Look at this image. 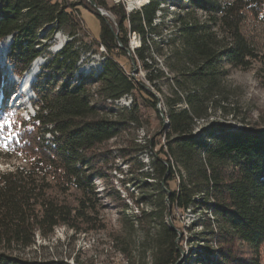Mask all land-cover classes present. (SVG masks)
Returning <instances> with one entry per match:
<instances>
[{
	"label": "trees",
	"instance_id": "obj_1",
	"mask_svg": "<svg viewBox=\"0 0 264 264\" xmlns=\"http://www.w3.org/2000/svg\"><path fill=\"white\" fill-rule=\"evenodd\" d=\"M183 2L174 19V36L168 40L177 63L174 70L181 79L164 97L165 108L160 110L161 119L167 120L159 133L164 143L152 152L155 136L143 143L133 138L118 148V156L127 160L128 171L135 176L132 183L139 182L135 204L142 207L136 218L142 224L158 218L151 264L178 263L177 229L170 221L173 207L200 215L191 230L201 229L192 233L191 241L195 247L202 242L208 248L198 253L204 264H262L264 126L232 127L217 121L198 126L197 121L206 118L229 66H246L251 61L264 66V55L241 30L245 12L264 17V0ZM77 4V0H0V41L11 39L7 57L16 74L20 77L35 59L49 54L33 87V114L13 121L17 138L8 148L22 155L24 164L0 173V264H69L19 253L35 244L36 234L47 237L58 225H95L93 214L101 199L95 180L107 185L106 196L114 203L126 205L108 181L111 151L104 149V143L142 128L144 105L138 96L158 111L154 93L128 75L114 55L127 56L147 70V35L156 32L159 24L154 21L163 1L148 0L131 12L118 1L108 7L113 21L88 3L100 18L98 43L106 54L98 70L90 69L74 79L79 60L78 20L73 11ZM190 8L205 13L206 20L189 17ZM40 31L45 32L43 37ZM58 31L70 37L50 54V40ZM127 31L139 35V47L129 49ZM125 96L128 106L112 105ZM147 150L150 160L145 163L138 157ZM175 174L177 188L170 189ZM69 195L73 196L70 201ZM244 247L250 256L242 255Z\"/></svg>",
	"mask_w": 264,
	"mask_h": 264
},
{
	"label": "rangeland",
	"instance_id": "obj_2",
	"mask_svg": "<svg viewBox=\"0 0 264 264\" xmlns=\"http://www.w3.org/2000/svg\"><path fill=\"white\" fill-rule=\"evenodd\" d=\"M93 1L106 14L103 16L109 17L112 21L114 16L108 9L112 4L119 1L127 12L134 11L142 5L134 3L133 0ZM162 1L163 10L157 12L154 21L159 24L156 32L147 35L150 36V39L146 42L148 50L144 52L147 56V70L138 61L132 62L127 56L114 55V58L128 75L143 83L157 97L155 108L158 111L148 105L144 97H137L138 102L144 105L142 107V128L137 131L131 130L123 136L104 143V149L111 151L109 156L111 160L108 161L106 166L112 167L111 171L108 169V181L121 193L119 199L124 200L126 205L114 203L111 197L106 196L104 188L107 185L100 180H95L96 190L101 196L97 212L93 214V220H95L97 228L92 223L78 224L77 228L58 225L47 237L36 234L34 237L35 244L19 253L22 257L57 258L69 264H151L158 241V228L156 226L158 218L153 223L144 224L139 223L137 220L139 209L142 207L135 204L140 192L139 182L132 183L135 176L129 173L127 160L118 156L120 153L118 148L124 146L127 141L133 138L143 143L145 138L155 136L157 144L152 152H156L159 145L164 143L163 135H159V133L163 123H166L167 120L161 119L160 110L163 111L165 108L163 106L164 97L171 94V89L176 86V80L181 79L174 70L177 63L171 55L172 48L168 40L174 36L176 30L174 19L181 13L179 6L184 2L183 0ZM77 3L73 11L78 20L75 31L79 60L76 63L77 68L73 75L74 79L85 76L90 69L98 70L106 54L105 48L98 43L100 18L91 11L90 7L92 6L89 5L91 4L89 1V4L84 0H77ZM189 17H194L199 21L206 20L205 13L192 8L189 9ZM241 30L255 46L257 52L264 55V17L260 15L255 18L251 13L245 12ZM39 34L40 37H43L45 32L40 31ZM69 37L70 35L66 31L54 33L50 40L48 53L53 54ZM126 37L128 38L130 50L141 45V38L137 33L127 31ZM0 42H3L0 43V173H4L12 169L14 165L24 164L23 156L19 153L14 154L12 148H8V144L17 138L15 136L17 132L15 133L13 129V121L19 118L27 119L28 116L33 114L36 99L33 87L37 80L40 64L45 62L49 54H42L33 61L39 59L37 70L35 69L32 83L29 85V94L23 93L15 99L16 94L13 95V93L18 90L19 84L17 81L20 78L7 57L11 40L9 38ZM4 43L6 44L5 53L1 51V44ZM127 54L129 53L127 52ZM147 77L152 78L153 81H150ZM214 96L215 102L208 107L206 118L197 121L198 126L210 121H217L232 127L254 123L264 126V66L260 63L251 61L246 66H229L227 75L222 81V88ZM128 104V96L112 103L114 107L128 106ZM149 154L150 151L147 150L140 154L138 158L146 163L150 160ZM146 167L147 164H145L144 169ZM177 184L178 176L175 174L174 178L169 181L170 189H176ZM129 193H132L133 196H130ZM149 193L152 196V192ZM67 199L70 201L73 196L70 197L69 195ZM199 216L198 213L190 210L181 212L176 207L171 210L170 221L174 225L173 227L177 229L176 242L180 250L177 264H204L203 258L198 257L208 248L203 247L205 244L202 242H199V248L195 247V243L191 241V239H194L192 233L201 229L198 226L196 230H191L193 227L192 222ZM98 220H100V223H97ZM211 246L215 248V244ZM196 249L198 252H196ZM243 250L242 255L244 257L250 256L247 247H244ZM259 257L261 263L264 264V242L260 247Z\"/></svg>",
	"mask_w": 264,
	"mask_h": 264
},
{
	"label": "bare ground",
	"instance_id": "obj_3",
	"mask_svg": "<svg viewBox=\"0 0 264 264\" xmlns=\"http://www.w3.org/2000/svg\"><path fill=\"white\" fill-rule=\"evenodd\" d=\"M133 2L138 4V5H141V4H144L145 2H148V0H133ZM0 43H3V42H0ZM5 48H6V44L5 43L1 44V49H2L1 51L2 52H4L6 50ZM38 63H39V59L36 60L35 62H33L32 66H30L27 69V71H25L23 73V75L19 77L20 79H18V81H17L18 84H19V87H18V90L15 92L16 93V95H15L16 98L15 99H17L21 95H23L22 92H25L26 94H29V91H30L29 85L32 83L31 80L33 79L34 71L37 68ZM18 94H19V96H17Z\"/></svg>",
	"mask_w": 264,
	"mask_h": 264
},
{
	"label": "water",
	"instance_id": "obj_4",
	"mask_svg": "<svg viewBox=\"0 0 264 264\" xmlns=\"http://www.w3.org/2000/svg\"><path fill=\"white\" fill-rule=\"evenodd\" d=\"M89 3H91V4L97 9L99 15H101V16L106 15V14H104V12H103L99 7H97V6L95 5V2H94L93 0H89ZM6 39H9V37H8V38H5L4 40H6ZM10 40H11V39H10ZM126 51L129 53V50H128V49H126ZM38 64H39V63H38ZM35 72H36V70L34 71V74H35ZM31 81H32V80H31Z\"/></svg>",
	"mask_w": 264,
	"mask_h": 264
},
{
	"label": "built area",
	"instance_id": "obj_5",
	"mask_svg": "<svg viewBox=\"0 0 264 264\" xmlns=\"http://www.w3.org/2000/svg\"><path fill=\"white\" fill-rule=\"evenodd\" d=\"M101 9V8H100ZM102 10V9H101Z\"/></svg>",
	"mask_w": 264,
	"mask_h": 264
},
{
	"label": "clouds",
	"instance_id": "obj_6",
	"mask_svg": "<svg viewBox=\"0 0 264 264\" xmlns=\"http://www.w3.org/2000/svg\"><path fill=\"white\" fill-rule=\"evenodd\" d=\"M147 3V2H146Z\"/></svg>",
	"mask_w": 264,
	"mask_h": 264
}]
</instances>
